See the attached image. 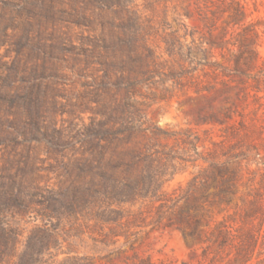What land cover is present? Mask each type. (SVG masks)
<instances>
[{
  "label": "trees",
  "instance_id": "obj_1",
  "mask_svg": "<svg viewBox=\"0 0 264 264\" xmlns=\"http://www.w3.org/2000/svg\"><path fill=\"white\" fill-rule=\"evenodd\" d=\"M106 2L120 23L104 30L91 53L107 80L119 75L117 91L106 88L108 118L93 136L95 152L71 187L31 193L30 202L25 193H5L21 206L23 200L34 204L40 198L41 207L31 229L0 215V262L43 264V257L60 254L67 261H90L102 248L119 253L148 229L164 226L202 247L200 260L180 264H264V135H253L264 131L257 123L240 113L241 121L226 128L219 140L210 135H135L149 130L148 103L217 94L232 74L245 76L240 84L258 99L264 92V62L253 73L249 68L260 59L259 34L250 44L253 55L245 59L244 70L241 57L233 67L207 60L202 43L187 42L180 21L153 39L146 10L132 8L130 0ZM241 14L237 8L235 19ZM153 87L161 88V100L146 91ZM223 113L230 117L228 110ZM185 174V182L173 185ZM85 237L93 255H80L77 243Z\"/></svg>",
  "mask_w": 264,
  "mask_h": 264
},
{
  "label": "rangeland",
  "instance_id": "obj_2",
  "mask_svg": "<svg viewBox=\"0 0 264 264\" xmlns=\"http://www.w3.org/2000/svg\"><path fill=\"white\" fill-rule=\"evenodd\" d=\"M106 1L0 0V215L16 226L33 227L41 200H23L21 206L5 193H25L30 202L31 193L71 187L95 152L93 136L108 118L106 88L115 91L119 75L107 80L91 53L104 30L120 23ZM130 6L147 11L153 39H161L180 21L187 42L202 43L207 60L233 67L241 57L239 67L244 70L245 59L253 55L250 44L259 34L260 59H254L250 72L264 62V0H130ZM237 8L242 14L235 19ZM227 79L217 94L181 96L171 102L161 100V88H146L161 101L148 103L144 112L149 130L135 135H210L219 140L226 128L241 121L240 113L264 131V92L256 99L240 84L245 76ZM226 110L230 117L224 115ZM188 176L179 175L173 185ZM77 245L80 255H93L88 237ZM112 249L102 248L90 261L47 255L43 264H180L200 260L203 253L200 244L164 226L148 229L119 253H110Z\"/></svg>",
  "mask_w": 264,
  "mask_h": 264
}]
</instances>
